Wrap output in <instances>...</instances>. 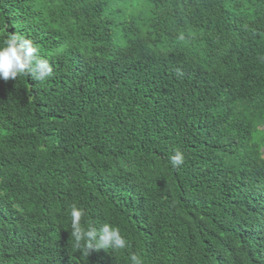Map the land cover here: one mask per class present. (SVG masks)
<instances>
[{
  "label": "trees",
  "instance_id": "obj_1",
  "mask_svg": "<svg viewBox=\"0 0 264 264\" xmlns=\"http://www.w3.org/2000/svg\"><path fill=\"white\" fill-rule=\"evenodd\" d=\"M13 33L54 74L0 79V264H264V0H0ZM74 203L129 246L73 248Z\"/></svg>",
  "mask_w": 264,
  "mask_h": 264
},
{
  "label": "clouds",
  "instance_id": "obj_2",
  "mask_svg": "<svg viewBox=\"0 0 264 264\" xmlns=\"http://www.w3.org/2000/svg\"><path fill=\"white\" fill-rule=\"evenodd\" d=\"M53 74V66L48 59L40 56L38 47L31 39L13 33L0 43V79L16 80L18 76L27 75L34 81L43 82ZM169 159L174 167L184 163V155L179 150ZM85 215L84 208L75 203L70 206L72 247L77 251L84 250L89 254L91 250L120 251L129 246L119 227L108 222L99 228L92 224L85 226L81 223ZM129 260L131 264H144L143 259L135 253L129 256Z\"/></svg>",
  "mask_w": 264,
  "mask_h": 264
}]
</instances>
